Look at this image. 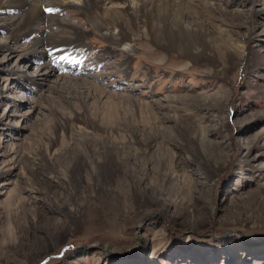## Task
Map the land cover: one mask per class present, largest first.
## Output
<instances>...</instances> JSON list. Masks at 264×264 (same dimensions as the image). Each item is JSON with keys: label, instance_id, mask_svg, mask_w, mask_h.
<instances>
[{"label": "rangeland", "instance_id": "374dc122", "mask_svg": "<svg viewBox=\"0 0 264 264\" xmlns=\"http://www.w3.org/2000/svg\"><path fill=\"white\" fill-rule=\"evenodd\" d=\"M40 4L0 7V264H264V0L104 1L128 54Z\"/></svg>", "mask_w": 264, "mask_h": 264}, {"label": "bare ground", "instance_id": "6f19581e", "mask_svg": "<svg viewBox=\"0 0 264 264\" xmlns=\"http://www.w3.org/2000/svg\"><path fill=\"white\" fill-rule=\"evenodd\" d=\"M104 1L111 2L112 6L114 8H118V11H120L122 13V15L124 13H126L127 15L129 14V17H132L134 19V17L138 16L140 13L146 14L149 17L152 16L153 13L152 12L148 13L146 11V9H147L146 7L148 5H149L148 7H150V5H152L154 1L156 3L168 4L169 5L171 0H62V4L60 6H62V5H67L68 6L69 4H73L77 9L94 10V11L96 10L98 13H103L106 16L105 18L108 19L109 22L112 23V25L109 24V23L103 22V24L101 26H99L98 29H93V31L95 32L96 35L100 36L103 40L108 42V45H110L111 47H116L122 53L125 52L126 54H128L129 52L135 50L134 49V42H136V40H135L134 36H132V35L129 36L125 32H131L133 30L131 29L130 25L125 24L123 20L119 19V15L120 14L118 12H116L115 10H103L102 9V5H103ZM182 1L184 2L185 0H182ZM0 7H2V8L6 7V8H9V9L13 8V10H15L17 12H20V14H19L20 24L23 23V25L25 24L27 26V29L25 28L26 32L27 31H29V32H32V31L38 32V30H37L38 28H36V29L31 31L30 25L32 23H34L37 19H38V21H40L44 17V15H42V13H41L40 0H0ZM150 10L152 11V6L150 7ZM115 16L116 17L118 16V17L115 19ZM53 17L55 18V20L57 21V24L59 26L66 27V30L71 33V36L75 35L76 37H80L81 38L83 36H88L89 34H91L90 32H92V30L91 31H89V30L84 31L79 26L72 25V24L68 23L67 21L63 22L62 19H58L57 18V15H54ZM177 17L178 18H183V16H181V15H178ZM16 19L17 18L14 19L12 17V25L15 24L14 25L15 27H16V23H15ZM151 22H153V21H151ZM127 23H129V22H127ZM133 25H135V24H133ZM125 26H127V28ZM164 27H165L166 32H170L169 35H168V47H169L168 49L169 50H174L176 48V43H177V39L178 38L175 36L174 31L171 30V28H169L167 24H165ZM138 28H140V27H138ZM148 28L149 27H147L146 29L144 28L145 29L144 32H149ZM23 29H24V27H23ZM126 29H127V31H126ZM10 32H14V27H12ZM94 32H93V34H94ZM150 32H151V30H150ZM115 33H116L117 37L114 39L113 35H115ZM40 36L41 35H39L38 38H40ZM48 36L50 37L51 35L49 34ZM41 43H42L41 39H40V41L38 39V40H36V41L31 43L30 46L33 47V52L35 51V52L39 53V51H41L39 49ZM104 54H105V52H103V56L102 57H101V55H99L98 56V57H100L99 59L104 58L105 57ZM186 56H188V57L190 56L192 58L191 59L192 62H193V57L195 59L199 58L197 55L193 56V53H191L189 51H188V55H186ZM96 61H98V60H96ZM41 67L48 71V70L52 69L53 64H51L50 62L43 61V62H41ZM234 233L235 232L230 231V232H226V233L221 234V236L222 235L223 236L224 235H230L231 236V234H234ZM227 242L229 244H231L230 243L231 241L226 240V243Z\"/></svg>", "mask_w": 264, "mask_h": 264}, {"label": "snow or ice", "instance_id": "6c2138e0", "mask_svg": "<svg viewBox=\"0 0 264 264\" xmlns=\"http://www.w3.org/2000/svg\"><path fill=\"white\" fill-rule=\"evenodd\" d=\"M61 59H63V57H61Z\"/></svg>", "mask_w": 264, "mask_h": 264}]
</instances>
